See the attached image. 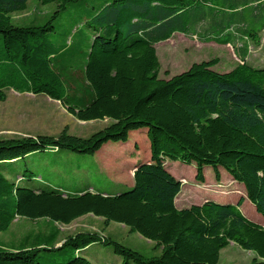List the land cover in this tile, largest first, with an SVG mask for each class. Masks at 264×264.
Wrapping results in <instances>:
<instances>
[{
  "label": "trees",
  "instance_id": "1",
  "mask_svg": "<svg viewBox=\"0 0 264 264\" xmlns=\"http://www.w3.org/2000/svg\"><path fill=\"white\" fill-rule=\"evenodd\" d=\"M28 1L0 0V101L9 89L43 94L81 121L111 122L88 137L64 129L57 136L0 139V232L19 216L70 224L93 214L151 240L160 254L145 256L96 232H78L58 244L55 228L32 247L0 245V264H40V251L65 253L54 264H93L82 249L98 241L112 247L120 264H217L231 242L255 254L248 264H264V226L239 208L248 199L264 220V64L248 63L244 45L229 71L212 69L214 58L164 79L155 49L175 32L198 29L207 41L231 44L223 36L237 9L264 6V0H37L57 8L47 19L12 23L10 14L25 10ZM81 2L70 27L58 32L53 20ZM251 17L262 13L255 9ZM234 36V42L258 38L248 29ZM140 128L149 154L133 163V184L121 193L34 189L22 183L33 179L31 170L12 180L3 166L46 150L94 154L108 142H127ZM165 159L194 164L199 183L205 166L216 180L223 168L245 195L236 203L207 199L178 208L182 183Z\"/></svg>",
  "mask_w": 264,
  "mask_h": 264
},
{
  "label": "rangeland",
  "instance_id": "2",
  "mask_svg": "<svg viewBox=\"0 0 264 264\" xmlns=\"http://www.w3.org/2000/svg\"><path fill=\"white\" fill-rule=\"evenodd\" d=\"M91 0H84V2ZM81 3L68 4L53 23L58 32L68 29L73 18L79 15L74 6ZM57 8L56 3L41 4L37 0H29L27 8L10 14L12 23L23 25L37 19H47ZM262 13L258 20L252 19L254 10ZM240 13L224 32V39L232 43H217L201 38L203 29L189 34L173 33L168 39L156 43L155 49L160 62L159 77L168 79L188 69L193 63L216 58L217 63L212 69L218 72L231 70L239 61L238 53L241 46L247 45L248 55L245 60L255 65L264 64V6H240ZM236 19V20H235ZM227 23V22H226ZM83 29V28H82ZM242 29L256 33L258 41L251 37H238L234 42V34ZM221 29L214 32L218 33ZM82 31H87L84 27ZM80 34H77L79 37ZM263 48V49H262ZM109 119L81 121L67 112L57 100L43 94L18 92L13 89L6 91V98L0 101V139L24 136L52 135L57 136L62 130L78 137H88L92 133L110 124ZM149 154V141L146 129L140 128L130 132L127 142L114 141L104 144L94 154H82L66 149L58 151L46 150L32 153L25 159L3 166L10 169L8 178L15 179L25 170H31L33 179L24 180L23 184L34 189H59L63 192L77 193L87 189L107 194L121 193L133 184V163L145 161ZM166 169L181 181V190L175 203L177 207H188L200 204L207 199L220 202L236 203L245 195L241 183L235 182L223 169L219 168L220 179L216 180L211 166L203 169L204 182L195 180L194 164L165 159ZM240 211L248 219L260 223L263 217L257 213L248 199H245ZM58 229V244L69 235L78 232H96L131 248L145 256L160 254L154 242L131 232L122 223L111 221L105 224L102 217L86 214L70 224L48 221L46 218H28L19 216L10 227L0 232V245L7 248L32 247L44 234ZM93 264H120L121 258L114 253L110 245L100 241L82 249ZM255 254L240 248L234 243L220 251L217 264H248ZM65 253L40 251L37 260L40 264L59 263Z\"/></svg>",
  "mask_w": 264,
  "mask_h": 264
},
{
  "label": "crops",
  "instance_id": "3",
  "mask_svg": "<svg viewBox=\"0 0 264 264\" xmlns=\"http://www.w3.org/2000/svg\"><path fill=\"white\" fill-rule=\"evenodd\" d=\"M258 39L259 38H257L256 40L258 41ZM246 45V44H245ZM263 49V48H262ZM238 50V52L240 53V54H242V51H241V49L239 48V49H237ZM247 55H248V52H247ZM247 55H246V57H247ZM252 64V63H251ZM253 65H255V64H253ZM256 66H260V65H256ZM176 204V203H175ZM177 206V205H176ZM179 208V207H178ZM259 224H261L262 226H264V222L261 220L260 221V223Z\"/></svg>",
  "mask_w": 264,
  "mask_h": 264
}]
</instances>
